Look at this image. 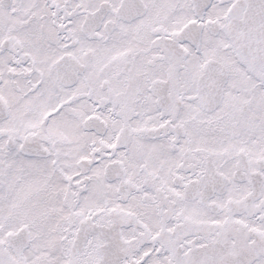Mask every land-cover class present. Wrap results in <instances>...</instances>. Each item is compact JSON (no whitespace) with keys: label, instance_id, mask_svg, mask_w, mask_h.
<instances>
[{"label":"snow or ice","instance_id":"obj_1","mask_svg":"<svg viewBox=\"0 0 264 264\" xmlns=\"http://www.w3.org/2000/svg\"><path fill=\"white\" fill-rule=\"evenodd\" d=\"M0 264H264V0H0Z\"/></svg>","mask_w":264,"mask_h":264}]
</instances>
